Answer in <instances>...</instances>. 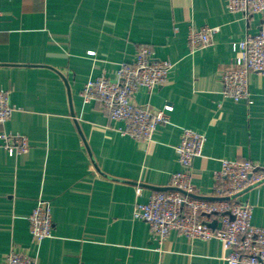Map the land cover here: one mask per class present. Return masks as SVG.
<instances>
[{"label":"crops","instance_id":"obj_1","mask_svg":"<svg viewBox=\"0 0 264 264\" xmlns=\"http://www.w3.org/2000/svg\"><path fill=\"white\" fill-rule=\"evenodd\" d=\"M264 16L229 11L228 0H0V89L15 106L0 132L20 133L25 153L0 140V264L12 250L35 264H228L219 240L171 230L159 243L133 216L134 188L144 202L168 188L182 167L181 130L205 136L191 183L210 195L221 159L264 166V75L249 76L250 102L222 93L220 73L239 59L232 43L259 30ZM218 26L212 43L190 53L189 27ZM140 46L173 62L164 84L132 101L166 112L152 141L120 133L122 122L81 89L90 76L113 78ZM92 52V53H91ZM51 208L52 235L32 241L28 215ZM264 227V181L237 196Z\"/></svg>","mask_w":264,"mask_h":264},{"label":"built area","instance_id":"obj_2","mask_svg":"<svg viewBox=\"0 0 264 264\" xmlns=\"http://www.w3.org/2000/svg\"><path fill=\"white\" fill-rule=\"evenodd\" d=\"M228 9L264 16V0H228ZM218 31V26L189 27V52L209 46ZM232 49L238 51L239 59L220 73L221 93L225 98L250 102V74L264 75V22L257 33L233 42ZM172 67L169 59L153 57L147 46H140L131 62L118 64L113 78L103 73L88 77L81 98L85 104L93 102L105 108L111 120L122 122L120 133L138 141H152L158 125L167 121V114L149 104L134 103L132 98L140 88L164 84ZM14 109L8 92L0 89V125ZM0 140L9 155L25 153L29 148L28 138L20 133L0 132ZM204 142L203 134L190 128L181 130L175 150L182 169L171 174L168 188L154 192L144 202L138 199L142 187L136 185L133 216L148 224L159 243L171 230L189 239L216 238L228 264H264V227L251 222L252 206L237 200L245 189L264 181V166L250 160L221 159L220 168L213 173L211 194L200 195L191 183L190 168L193 159L201 155ZM214 220L215 226H209ZM28 223L32 241L51 237L50 205L39 200L28 215ZM4 264L35 262L26 253L12 249Z\"/></svg>","mask_w":264,"mask_h":264},{"label":"water","instance_id":"obj_3","mask_svg":"<svg viewBox=\"0 0 264 264\" xmlns=\"http://www.w3.org/2000/svg\"><path fill=\"white\" fill-rule=\"evenodd\" d=\"M215 224H216V221L214 220V221H212L211 223H209V226L214 227Z\"/></svg>","mask_w":264,"mask_h":264}]
</instances>
